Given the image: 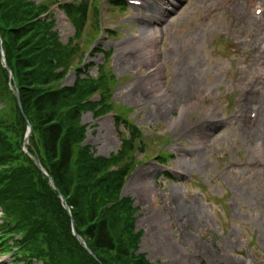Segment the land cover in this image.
Segmentation results:
<instances>
[{
	"label": "rangeland",
	"instance_id": "obj_1",
	"mask_svg": "<svg viewBox=\"0 0 264 264\" xmlns=\"http://www.w3.org/2000/svg\"><path fill=\"white\" fill-rule=\"evenodd\" d=\"M217 1H161L171 12L158 23L162 82L176 99L170 109L146 89L153 65L139 62L140 42L146 46L144 36L139 38L143 30L139 18L150 16L148 3L142 8L128 6L121 14L101 0L103 30L95 43L112 53L107 68L119 80L112 100L145 136L147 158L136 153L143 160L126 179L122 195L138 208L135 227L142 231L138 253L152 264H264V155L256 158L254 148L259 145L264 151V98L256 116L249 117L256 83L247 85L253 78L249 67L257 70L264 54L254 26L244 22L252 14L248 0L215 6ZM56 19L61 38L72 36L68 22L61 16ZM242 40L248 42L239 44ZM173 45L177 51L171 50ZM175 54L180 55L179 65L172 63ZM92 55L89 61L102 62L99 52ZM95 72L90 68L87 75ZM73 79L70 75L67 82ZM245 97L250 102L242 106ZM192 101L200 103L198 109L177 126H168L179 118L181 104ZM250 121L255 123L247 129ZM82 123L86 143L96 155L119 150L122 126H116L113 113L95 118L85 112ZM200 140L204 145L195 146ZM168 154L172 158L165 168L156 157ZM0 264L23 262L6 256L0 257Z\"/></svg>",
	"mask_w": 264,
	"mask_h": 264
},
{
	"label": "trees",
	"instance_id": "obj_2",
	"mask_svg": "<svg viewBox=\"0 0 264 264\" xmlns=\"http://www.w3.org/2000/svg\"><path fill=\"white\" fill-rule=\"evenodd\" d=\"M63 7L77 39L87 18L98 15L92 0ZM48 9L47 3L0 0L1 46L13 75L10 79L0 63V252L15 248L16 261L25 264H151L137 253L142 236L135 229L138 208L121 196L138 163L135 151H144L141 132L111 102L117 82L104 67L108 55L95 79L79 77V45L60 41L52 30L54 20L39 18ZM72 70L78 74L75 82L63 86ZM97 92L100 100L90 101ZM114 109L115 124L123 127L120 149L109 157L96 156L83 145L81 115ZM27 121V151L56 189L22 150Z\"/></svg>",
	"mask_w": 264,
	"mask_h": 264
},
{
	"label": "bare ground",
	"instance_id": "obj_3",
	"mask_svg": "<svg viewBox=\"0 0 264 264\" xmlns=\"http://www.w3.org/2000/svg\"><path fill=\"white\" fill-rule=\"evenodd\" d=\"M153 1V0H152ZM163 1V0H161ZM223 1H229V0H223ZM264 1V0H262ZM152 16L149 18V22L152 20L153 24L156 22V15L160 14L157 12H165V9L162 8L161 4L158 2H153L150 4ZM255 23L258 26H261L263 23V19L260 17H257L255 19ZM146 25H143V30L139 36V38L144 36V42L146 43V46L140 42L141 45V52L139 55V62L140 63H151L154 65V69L150 71V73L147 75V79L145 81L146 89L152 94L153 98L156 100H159L161 102V105L164 107H168L172 109L175 106V93H170V89L165 86L162 83V65L158 63L159 59V52L157 48V39L159 35V31L156 28L149 29V36L147 35V32L145 33ZM153 29V30H152ZM145 34V35H144ZM259 47L260 49H264V32L262 34V37L259 40ZM174 95V97H173ZM254 97V95H253ZM248 97H245L241 100V105L244 106L246 100ZM198 106V102H192L189 104L181 105L180 107V116L177 120H172L169 122L170 125L177 126L179 122H181L182 118L185 119L187 115L193 111ZM183 121V120H182ZM248 129H252L251 127L247 126ZM196 146H201L202 141H195L194 142ZM258 148V147H257Z\"/></svg>",
	"mask_w": 264,
	"mask_h": 264
},
{
	"label": "water",
	"instance_id": "obj_4",
	"mask_svg": "<svg viewBox=\"0 0 264 264\" xmlns=\"http://www.w3.org/2000/svg\"><path fill=\"white\" fill-rule=\"evenodd\" d=\"M28 135H29V128H28L27 133H26V139H27ZM26 139L24 141H26Z\"/></svg>",
	"mask_w": 264,
	"mask_h": 264
}]
</instances>
